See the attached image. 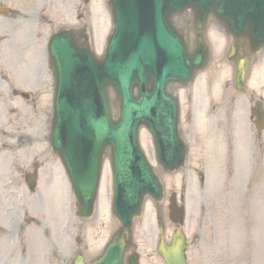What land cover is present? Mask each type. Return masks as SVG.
Here are the masks:
<instances>
[{
	"label": "rangeland",
	"instance_id": "rangeland-1",
	"mask_svg": "<svg viewBox=\"0 0 264 264\" xmlns=\"http://www.w3.org/2000/svg\"><path fill=\"white\" fill-rule=\"evenodd\" d=\"M105 2L106 0H87L86 2H84V0H0V3L15 9V11L19 13L22 12V10L19 9L21 7L30 8L36 13L38 17L36 32L39 33V42L38 47L35 44V48L40 51L42 50L43 54L45 53L43 45L46 37L57 29V27L62 25L77 27L80 23H83L89 28L90 40L94 52L97 55H101L104 50L106 35H108L111 28L110 16ZM79 7L80 12L78 9ZM23 13L25 14V12ZM23 13H21V15L25 16ZM78 13L82 14L80 20L77 16ZM28 16H31V14H28ZM33 17L35 16L33 15ZM177 22L182 24L183 18H178ZM214 25L215 23L209 21L206 28L205 36L210 49V61L204 71L199 74V82L196 80L199 75L196 77V81H193L194 84L192 83L193 86L191 85L192 88H194L192 90L193 95L194 92L196 94L198 92V96L203 94V99L205 101L210 99L211 96L205 91L207 86H209L211 94H214L220 85H226L228 87L225 89L229 91L227 95L229 98L232 97L235 99L237 95H234V91L231 88V65H229L225 59L226 49L230 41L229 39H226L225 42L221 41L217 47L218 50L214 49L211 39L218 37V34L214 30L216 25ZM93 34L95 35L94 38ZM33 48L34 47H32V51ZM37 49H35V51ZM38 50L36 53L41 55V52ZM10 55L14 58L13 54L9 53V59H11ZM263 55L258 53L250 66V78L247 82L249 88H246V90H248V93L250 90H254L256 94L251 97L250 100L258 96H264ZM22 58L23 56L17 55L13 60L18 59L20 61ZM210 76L213 78L212 82V79L209 78ZM191 86L185 89L178 87L174 88L179 96L180 102L182 100L181 107L183 105L186 109L190 107L188 97L189 94L192 93L190 90L192 89L190 88ZM211 97L214 99V96ZM32 102V107L39 120L38 133L41 134L39 139H45L46 134L49 132L50 111H47L46 108L44 109V92L41 91L38 96L35 94V98ZM236 104L238 107L236 109L237 111L234 113L235 117L240 118L243 114L248 115L247 109L249 107V102L245 104V108L244 105L239 102H236ZM231 105L233 107L232 100ZM238 109L240 111H238ZM226 111L230 112L231 108L228 109L226 107ZM28 139L29 143L24 142L23 147L30 149L36 146L34 138L30 137ZM140 143L149 162L157 174L162 176V180L166 182L164 203H167L169 193L172 191L176 193L177 199L179 198L181 202L183 199L186 218L182 230L187 236V242L190 246L192 245V247L196 242V235L199 236V245L204 257L203 264H264V187L262 188L263 190H261L257 183L252 184V186L247 183L248 176L253 173L250 172L249 168L254 171L258 170L257 167L249 164L247 160L244 173H235V170H233L232 176L234 177L235 175L234 182H230L231 179L228 177L229 169H227L226 173L224 168H222L221 162V172H217L215 175L211 171L215 166L211 169H207L206 172L204 169L202 170L197 167V170L202 171L200 173L204 179V184L200 187V175H198L196 170L197 165L195 164L197 162V145L191 143V149L187 155L185 166L177 171V173H174V175L166 176L160 173V169L151 155V145L148 135L143 130L140 131ZM259 144L263 147L260 141L257 142V147ZM44 149L46 150L48 148L45 142L41 141L38 150L42 151ZM207 151L208 149L205 148L204 153ZM33 152L35 154L36 148L33 149ZM20 155L26 158L27 152L22 151ZM205 159L208 167H210V158L205 157ZM218 160L220 161V157H218ZM25 167L28 169V166ZM42 174H39V177L41 176L43 181ZM256 174L259 175V173ZM55 179L56 181L58 179V183L56 184V181H54L53 192L57 197L56 189L60 185V180L57 178L56 174ZM44 180H47L46 174L44 175ZM240 181L242 182L241 184H239ZM260 181L264 182V170L263 177L261 176ZM251 187H253V189H251ZM43 192L49 193V190L46 189L43 190ZM99 193L95 206V214L91 219L89 218L86 221L80 220V222L76 220L74 215L72 216L74 224L72 236L79 235V237H82L86 234V239L83 237L81 239L82 244L84 243L87 246V254H85V257L88 258L103 245L104 240L99 239V237L101 235L106 237L114 225V219L111 217L109 211L110 171L107 161H104L103 164ZM48 196L51 199V196ZM46 202L48 203L47 200H42L41 204L43 205V209L48 212L49 206ZM154 210L155 208L147 202L144 205L141 218L136 222V229L138 228L139 231H143V236H140V239L149 236L151 240L148 248L149 252L158 234ZM161 212L162 214L164 213L163 210H161ZM246 214H253L255 216V222L252 221V218H248L247 216L246 220H244L243 217ZM163 216L166 217V214L164 213ZM224 216L227 218H224ZM81 225L83 228L85 226L83 230L85 234H83V232L79 233L81 231L79 230ZM173 231L174 227L166 225L168 237L171 236ZM32 234L35 236V232ZM72 245H74V241ZM80 249L81 245L76 248L73 247L72 253ZM142 264H161V262L156 258L155 260H144Z\"/></svg>",
	"mask_w": 264,
	"mask_h": 264
},
{
	"label": "water",
	"instance_id": "water-1",
	"mask_svg": "<svg viewBox=\"0 0 264 264\" xmlns=\"http://www.w3.org/2000/svg\"><path fill=\"white\" fill-rule=\"evenodd\" d=\"M183 1V0H182ZM209 3L205 5V7H201L195 0L185 1L181 6H175V8L168 7L172 5L173 0H165L163 3L161 11L158 13L159 23L165 32L175 38L178 44L181 47V55H180V71L174 72L170 71L167 76L157 80L156 82H152L150 80V73H146V79L144 83L146 86L147 93L143 95L145 97H150L153 94L155 87L161 88V99L164 103H170L173 108L172 111V124H174V118H176V104L174 100L168 97L167 87L172 83H181L186 84L190 81L195 71L200 69L206 60V50L205 45L202 41L201 32L203 30L205 21L209 15H212L218 19L221 24H225V29L227 32L234 35L236 38H242L249 45V51L252 52L257 50L259 47L264 46V15L262 14H254L249 10L247 13H244L243 0H207ZM109 3L112 7L113 13L115 12L114 0H109ZM174 4L172 5V7ZM186 9H191L193 13V21L192 27L196 33V42L194 43L192 52H189L186 45L184 44L181 36L177 33V31L173 28L172 17L176 14L182 13ZM241 20V21H240ZM253 28H258L259 32L254 34ZM71 46L75 47L73 41ZM183 45V47L181 46ZM184 48V49H183ZM86 53L83 56V59L88 57L93 58V56L89 53V51H84ZM103 61L97 64V68L101 69L103 65ZM102 71V70H101ZM164 75V74H163ZM240 78L241 74L237 73L236 77ZM100 82V93H101V102L103 105L104 113L103 119H100V122H89L91 130L94 132L95 137V146L94 148L99 150V154L97 156V174L100 168L101 156L103 151L106 148H110V155L112 159V167L115 175V203H114V214L118 218L122 230H128L131 225V219L134 215H138L140 211L141 205V197L144 194H150L151 190L157 191L156 199L160 198L159 193H161L160 185L156 182L155 176H153L152 171L148 168L145 169L147 174L146 176V187L139 189L135 186H132L129 190H124L122 187V183L130 182L128 179V169L130 167L131 155L129 154L128 144H127V136H125L129 132L128 121L124 118L129 117V107L124 112L121 120L118 119L113 121L111 119V110L109 106L107 88L108 86L112 87L115 91L119 106L120 112L122 110V104L124 105V99L122 98L121 91L119 88L128 89L131 87L133 82L129 84L127 77L119 81L117 85L116 82L107 81L103 74L99 75ZM141 83V82H140ZM119 86V87H118ZM151 90V91H150ZM150 91V92H148ZM136 99V98H134ZM128 105V104H127ZM62 118L60 117V109L56 108V111L53 113V121L54 126L57 122L61 124ZM138 123L137 125H139ZM68 127H62V133L67 134ZM58 135V134H56ZM129 138V137H128ZM58 145H60L58 143ZM137 147V146H136ZM178 151V152H177ZM177 156L175 159V164L181 163L182 158V146H178L176 149ZM96 174V177H97ZM95 189V186H94ZM95 192L91 194L88 198L89 200V209L92 206L94 200ZM85 201H79V209L83 206ZM179 235H175L172 246L170 248L161 245L160 253L164 257L166 264H184L183 255H182V243ZM115 245H112L114 247ZM107 256V255H106ZM106 258V257H105Z\"/></svg>",
	"mask_w": 264,
	"mask_h": 264
},
{
	"label": "flooded vegetation",
	"instance_id": "flooded-vegetation-1",
	"mask_svg": "<svg viewBox=\"0 0 264 264\" xmlns=\"http://www.w3.org/2000/svg\"><path fill=\"white\" fill-rule=\"evenodd\" d=\"M135 251L137 250V247H135V249H134Z\"/></svg>",
	"mask_w": 264,
	"mask_h": 264
},
{
	"label": "bare ground",
	"instance_id": "bare-ground-1",
	"mask_svg": "<svg viewBox=\"0 0 264 264\" xmlns=\"http://www.w3.org/2000/svg\"><path fill=\"white\" fill-rule=\"evenodd\" d=\"M219 36H220V35H219ZM219 36H218V37H219Z\"/></svg>",
	"mask_w": 264,
	"mask_h": 264
}]
</instances>
